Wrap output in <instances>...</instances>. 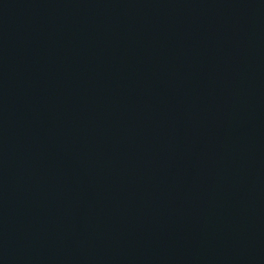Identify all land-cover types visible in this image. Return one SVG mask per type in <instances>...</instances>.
Here are the masks:
<instances>
[{"label":"water","instance_id":"obj_1","mask_svg":"<svg viewBox=\"0 0 264 264\" xmlns=\"http://www.w3.org/2000/svg\"><path fill=\"white\" fill-rule=\"evenodd\" d=\"M0 264H264V0H0Z\"/></svg>","mask_w":264,"mask_h":264}]
</instances>
